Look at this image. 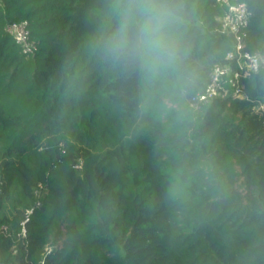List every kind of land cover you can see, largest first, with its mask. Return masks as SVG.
Here are the masks:
<instances>
[{
    "label": "trees",
    "instance_id": "obj_1",
    "mask_svg": "<svg viewBox=\"0 0 264 264\" xmlns=\"http://www.w3.org/2000/svg\"><path fill=\"white\" fill-rule=\"evenodd\" d=\"M165 2L161 63L149 0H0V264H264V0Z\"/></svg>",
    "mask_w": 264,
    "mask_h": 264
},
{
    "label": "built area",
    "instance_id": "obj_2",
    "mask_svg": "<svg viewBox=\"0 0 264 264\" xmlns=\"http://www.w3.org/2000/svg\"><path fill=\"white\" fill-rule=\"evenodd\" d=\"M250 11L246 4L232 5L230 12L222 19L223 27L229 33H233L237 39V50L240 58L245 59L246 66L249 70L257 71L264 66V56L258 54H250L249 52H241L244 45L246 35V27L249 22ZM7 30L13 36L15 41L23 47L25 53H34L37 49L35 41L31 39V31L27 21L11 22L7 25ZM229 58L234 57V53L228 54ZM225 73V69L217 67L213 76V83L207 91V96H213L218 93L217 86L221 75ZM203 96L202 99H205ZM264 106L261 105V108ZM49 250V249H48ZM50 251V250H49Z\"/></svg>",
    "mask_w": 264,
    "mask_h": 264
},
{
    "label": "clouds",
    "instance_id": "obj_3",
    "mask_svg": "<svg viewBox=\"0 0 264 264\" xmlns=\"http://www.w3.org/2000/svg\"><path fill=\"white\" fill-rule=\"evenodd\" d=\"M149 5L145 9L147 18L140 27L138 47L145 55L163 63L170 55L171 44L166 29L173 13L165 0H149Z\"/></svg>",
    "mask_w": 264,
    "mask_h": 264
},
{
    "label": "rangeland",
    "instance_id": "obj_4",
    "mask_svg": "<svg viewBox=\"0 0 264 264\" xmlns=\"http://www.w3.org/2000/svg\"><path fill=\"white\" fill-rule=\"evenodd\" d=\"M53 247H54L53 245H49V246L47 247V249L52 250Z\"/></svg>",
    "mask_w": 264,
    "mask_h": 264
}]
</instances>
